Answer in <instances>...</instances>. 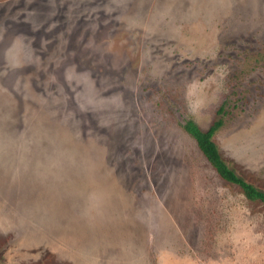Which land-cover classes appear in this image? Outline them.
I'll list each match as a JSON object with an SVG mask.
<instances>
[{"label":"rangeland","instance_id":"rangeland-1","mask_svg":"<svg viewBox=\"0 0 264 264\" xmlns=\"http://www.w3.org/2000/svg\"><path fill=\"white\" fill-rule=\"evenodd\" d=\"M264 0H0V264H264Z\"/></svg>","mask_w":264,"mask_h":264},{"label":"trees","instance_id":"trees-1","mask_svg":"<svg viewBox=\"0 0 264 264\" xmlns=\"http://www.w3.org/2000/svg\"><path fill=\"white\" fill-rule=\"evenodd\" d=\"M221 107L217 110L216 117L206 128H201L192 119H186L181 125L183 130L195 141L201 154L212 166L217 175L224 181L238 186L242 195L250 201H258L264 204V191L245 181L241 176L226 163L221 157L219 149L212 137L218 128L222 125L220 116Z\"/></svg>","mask_w":264,"mask_h":264}]
</instances>
